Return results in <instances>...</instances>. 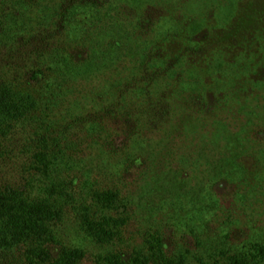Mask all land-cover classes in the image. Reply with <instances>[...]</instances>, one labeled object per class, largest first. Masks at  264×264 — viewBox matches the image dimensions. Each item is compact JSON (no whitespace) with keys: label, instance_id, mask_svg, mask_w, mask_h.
<instances>
[{"label":"trees","instance_id":"1","mask_svg":"<svg viewBox=\"0 0 264 264\" xmlns=\"http://www.w3.org/2000/svg\"><path fill=\"white\" fill-rule=\"evenodd\" d=\"M191 261L264 264V0H0V264Z\"/></svg>","mask_w":264,"mask_h":264},{"label":"rangeland","instance_id":"2","mask_svg":"<svg viewBox=\"0 0 264 264\" xmlns=\"http://www.w3.org/2000/svg\"><path fill=\"white\" fill-rule=\"evenodd\" d=\"M216 189L219 191V190H221L222 189V186H220V185H217L216 186ZM71 232V230L69 231V233ZM180 233H182V234H185V235H189L188 233H185V232H182V231H180ZM71 235H75V233L73 232V234H71ZM189 264H193V262L191 261Z\"/></svg>","mask_w":264,"mask_h":264}]
</instances>
